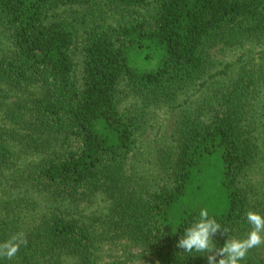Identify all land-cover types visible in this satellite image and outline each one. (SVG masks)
I'll return each mask as SVG.
<instances>
[{
	"label": "trees",
	"instance_id": "16d2710c",
	"mask_svg": "<svg viewBox=\"0 0 264 264\" xmlns=\"http://www.w3.org/2000/svg\"><path fill=\"white\" fill-rule=\"evenodd\" d=\"M214 150L219 248L264 216V0H0V264H208L163 222Z\"/></svg>",
	"mask_w": 264,
	"mask_h": 264
},
{
	"label": "clouds",
	"instance_id": "9594fccd",
	"mask_svg": "<svg viewBox=\"0 0 264 264\" xmlns=\"http://www.w3.org/2000/svg\"><path fill=\"white\" fill-rule=\"evenodd\" d=\"M198 215L199 218L185 228L176 247L189 255H206L208 264H241L251 249L264 245V216L257 212L249 210L246 213L251 229L245 238H228L219 248L215 246L213 236L218 230L228 233L227 230L209 215L207 208L201 209ZM26 244L27 239L22 233L12 234L0 242V259L11 260ZM217 256L220 257L218 260Z\"/></svg>",
	"mask_w": 264,
	"mask_h": 264
},
{
	"label": "rangeland",
	"instance_id": "374dc122",
	"mask_svg": "<svg viewBox=\"0 0 264 264\" xmlns=\"http://www.w3.org/2000/svg\"><path fill=\"white\" fill-rule=\"evenodd\" d=\"M129 62L134 67H145L146 64L140 59L134 58L132 54L129 55ZM148 68L153 69L156 63L153 62L147 65ZM156 121L158 123L155 129L151 132L158 136H167L171 133L173 124L168 119L173 120L172 117L165 113L156 112ZM170 117V118H169ZM158 137V138H159ZM222 173L223 161L218 151H213L207 155V158L199 167V171L195 174V179H192L186 194L178 202V204L169 209L168 215L164 220V225L171 230H174L185 218L190 215L199 217V211L207 208L209 215H222L228 210L229 203L225 196V188L222 187ZM103 254L106 259L109 256L118 257L121 251H112L110 248L105 247ZM148 264V263H143Z\"/></svg>",
	"mask_w": 264,
	"mask_h": 264
}]
</instances>
